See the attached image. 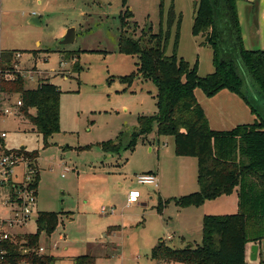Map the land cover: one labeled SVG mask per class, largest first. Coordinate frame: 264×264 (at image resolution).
<instances>
[{
    "label": "rangeland",
    "instance_id": "rangeland-1",
    "mask_svg": "<svg viewBox=\"0 0 264 264\" xmlns=\"http://www.w3.org/2000/svg\"><path fill=\"white\" fill-rule=\"evenodd\" d=\"M195 2L162 0L161 26L166 29L172 6L180 17L176 55L191 66L197 61V74L204 77L213 71L212 50L198 45L203 38L191 35ZM159 4L160 0H0V51L18 52L14 68L23 77L24 88L35 89L48 81L60 91V129L46 141L21 118L17 97L0 94V149L36 152V161L31 162L39 173L35 203L20 226L9 223L11 210L20 208L8 204L7 196L12 190L15 198L16 183L24 181L29 161L19 157L24 161L18 160L6 185L0 184V234L12 238L33 233L38 212L61 213L54 231L48 237L42 233L40 240L43 253L55 258L51 264H74L69 256L89 253L90 244L101 241L112 228L117 230L110 231L108 245L92 253L95 264H157L150 251L158 242L176 249L195 247L200 244L203 216L224 212L222 202L188 208L175 205L174 200L198 190L196 160L174 156L172 138L154 134L155 125L150 134L136 137L133 148H125L137 117L155 113L156 88L136 74V56L118 52L119 16L130 11L127 24L137 27L134 39L142 31L156 34ZM33 18L39 26L31 24ZM69 28L75 31L73 43L59 46ZM174 35L175 26L166 55L172 53ZM131 74L132 81L122 80ZM196 90L197 98L205 99ZM253 106L264 120V100L255 97ZM6 108L9 114L3 113ZM206 108L209 114L211 106ZM119 139L122 148L117 154L100 149L101 142ZM148 170L157 174V188L135 181ZM130 190L141 196L138 203L127 205ZM261 244L259 259L264 262Z\"/></svg>",
    "mask_w": 264,
    "mask_h": 264
},
{
    "label": "trees",
    "instance_id": "trees-1",
    "mask_svg": "<svg viewBox=\"0 0 264 264\" xmlns=\"http://www.w3.org/2000/svg\"><path fill=\"white\" fill-rule=\"evenodd\" d=\"M196 1L193 3L191 35L203 38L200 45L212 50L213 71L204 77L197 74V61L191 66L176 55L180 17L175 16L172 6L165 18L166 29L162 30L163 3L160 0L158 32L148 35L142 31L138 39L133 37L135 25L131 26L133 30L129 34L130 11L119 16L118 52L136 56V74L156 88L155 113L137 117L136 129L125 148H133L136 137L150 134L155 125L157 136L173 138L176 157L196 160L198 190L174 200L179 208L199 207L237 189L238 211L229 215L203 216L199 245L176 249L160 241L150 252L152 260L181 264H248L246 245L264 240V120L253 106L255 97L264 100V51L243 48L236 0ZM173 26L172 53L166 55ZM17 53L0 51V94L17 97L21 118L46 141L60 129V91L48 81L40 82L35 89H25L23 77L14 68ZM74 66L77 71L78 66ZM133 78L134 74H131L122 80L129 82ZM196 89L208 98L221 90L240 97L258 121L238 125L230 131L212 130L195 98ZM30 110L34 113L30 114ZM99 146L104 153L117 154L122 142L120 139L101 142ZM0 150L6 156L14 155L29 161L28 187L36 196L39 173L31 160L36 161L37 153L26 152L24 148ZM17 186L22 187L21 184ZM8 195L12 201V190ZM162 209L159 202L157 212L160 214ZM60 214L38 212L34 233L0 239V264H51L55 258L39 252V237L42 233L49 236L54 231ZM73 261L74 264H95V257L85 254ZM258 264L264 262L260 260Z\"/></svg>",
    "mask_w": 264,
    "mask_h": 264
},
{
    "label": "crops",
    "instance_id": "crops-1",
    "mask_svg": "<svg viewBox=\"0 0 264 264\" xmlns=\"http://www.w3.org/2000/svg\"><path fill=\"white\" fill-rule=\"evenodd\" d=\"M236 11H237L238 24H239L243 48L245 50H250V51H256V50L264 51V0H236ZM198 45H200V42ZM211 58H212V54H211ZM211 64H212V62H211ZM196 92H197V90L194 91L195 98H196L197 102L199 103V105L201 106V108H202V110H203V112L207 118L209 127L212 130L230 131L238 125H248V124H252L255 121H258V119H257L258 117L256 116V114H253L250 111L249 107L246 105V103L240 97H238V96H236V95H234V94H232L226 90H221L220 92H218L215 96H213L211 98L206 97L201 92L203 94V96L205 97V99H202V100H199L197 98ZM217 96H218V98H217ZM220 97L223 100H221ZM208 105L211 106V109L209 110V114H208V109L206 108V106H208ZM29 113L33 114L34 111L30 110ZM31 131H34L33 127H31ZM154 134H156V133L154 132ZM172 141H173V138H172ZM149 151H150V149H149ZM173 154H174V147H173ZM191 159H194V158H191ZM145 173H150V174H153L157 177V174L153 171L148 170L146 172H143L142 174H145ZM236 190L237 189H235L232 192V194H230L228 196H221L215 200L206 201V202H204V204L211 203V202L212 203H214V202L221 203L222 202L220 211H224V212H222V214H219V215L234 214L238 211ZM140 196H139V198H140ZM8 197H9V195L7 196V198ZM139 198H138V200H139ZM137 203H138V201H137ZM142 205H144V204H142ZM225 211H227V212H225ZM68 214H71V213H68ZM69 219H71V217ZM1 220H3V219H1ZM35 220H36V218H35ZM26 226L27 225H25V227ZM25 227H23V228H25ZM35 227H36V225H35ZM115 230H117V228L110 229V231H115ZM110 231L109 232L107 231V232L102 234L103 238L101 241H96V242L90 244V246H89L90 252L87 254L94 256L96 259V256L92 253L99 250L101 246L104 247V246L108 245V243L105 244V242L109 241V239H110L109 238ZM29 234H32V233H29ZM41 235L39 237V247H40V249H42L40 251V253H43L44 248L41 247V242H40ZM0 236H1V234H0ZM46 237H48V236H46ZM167 238H169V237H167ZM260 243H262L264 245V240H261ZM252 245H255V244L248 243L246 245L245 260L248 264H258L259 263L258 260H260L259 259L260 246L258 244H256L258 246L256 260L254 262H251L249 260V249ZM78 256H80V255H78ZM75 257H77V256H69V259H71L73 261V259ZM154 262H156L157 264H167L164 262H157V261H154ZM73 263H74V261H73Z\"/></svg>",
    "mask_w": 264,
    "mask_h": 264
},
{
    "label": "built area",
    "instance_id": "built-area-1",
    "mask_svg": "<svg viewBox=\"0 0 264 264\" xmlns=\"http://www.w3.org/2000/svg\"><path fill=\"white\" fill-rule=\"evenodd\" d=\"M20 105H21L20 102L17 101L15 106L19 107ZM3 113L9 114L10 110L6 108L3 110ZM1 137H4V134H1ZM18 160L22 162L24 161L22 158L16 157L14 155H8V156L4 154L0 155V176L2 178L0 180L1 183L6 185L7 178L8 176L11 175L12 168H14ZM25 168H27V171H25ZM25 168H24L25 173L23 174V176L25 175V179L24 181L20 182L22 187L18 188V191H15L16 195H15V198L12 199V201H10L9 197L7 199L8 204H15V208H18V209L20 208L18 212L17 210H11V212L13 213V216H12V222H9V223L14 224L15 226H17L16 224L20 226V224L28 218V216L31 214L33 205L35 203V198H34L35 194L33 190L28 187L29 182H30V176H31L30 174L28 175L29 173L28 165H26ZM135 181L137 182V184H140V185H148V186H152L153 188L158 187L157 177L150 173L137 175L135 177ZM20 183H16V185ZM139 196H140V193L137 190H130L126 197L127 205L137 203ZM109 211L112 212V209H110ZM5 238L6 236H0V239H5ZM41 250L42 249H39V251Z\"/></svg>",
    "mask_w": 264,
    "mask_h": 264
},
{
    "label": "water",
    "instance_id": "water-1",
    "mask_svg": "<svg viewBox=\"0 0 264 264\" xmlns=\"http://www.w3.org/2000/svg\"><path fill=\"white\" fill-rule=\"evenodd\" d=\"M31 24L32 25H36V26H39V22H38V19L36 18H33L31 19ZM74 29L73 28H69L65 31L64 35L60 38L59 42H58V45L59 46H66V45H69L71 43H73L74 41ZM257 250H258V246L255 244V245H252L249 249V260L251 262H254L256 260V256H257Z\"/></svg>",
    "mask_w": 264,
    "mask_h": 264
}]
</instances>
